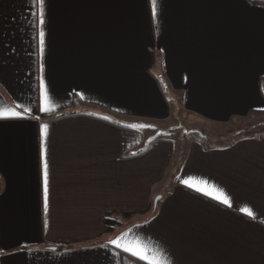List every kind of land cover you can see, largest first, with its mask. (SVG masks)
Instances as JSON below:
<instances>
[{"label":"crops","instance_id":"crops-1","mask_svg":"<svg viewBox=\"0 0 264 264\" xmlns=\"http://www.w3.org/2000/svg\"><path fill=\"white\" fill-rule=\"evenodd\" d=\"M44 8L41 54L35 0H0V112L19 114L0 119V264H143L108 243L124 232L163 264H264V134L208 147L153 126L264 112V5ZM59 113L72 115L45 120Z\"/></svg>","mask_w":264,"mask_h":264},{"label":"rangeland","instance_id":"rangeland-1","mask_svg":"<svg viewBox=\"0 0 264 264\" xmlns=\"http://www.w3.org/2000/svg\"><path fill=\"white\" fill-rule=\"evenodd\" d=\"M159 136L194 135L208 147L221 146L231 141L254 134H264V112L220 124H207L176 110L168 124H153Z\"/></svg>","mask_w":264,"mask_h":264},{"label":"snow or ice","instance_id":"snow-or-ice-1","mask_svg":"<svg viewBox=\"0 0 264 264\" xmlns=\"http://www.w3.org/2000/svg\"><path fill=\"white\" fill-rule=\"evenodd\" d=\"M35 3L39 6V24L41 25V31L39 33L40 37V52L43 54L44 52V44H45V32L42 29V26L45 24V0H35ZM152 4V16L153 19L156 18V0H151ZM41 99H42V107L41 111H49L50 108L45 106L47 102V92L45 90L43 81L41 82ZM19 114L13 112L11 110H5L4 112H0V119H7L10 117H17ZM42 137L44 135V128L41 129ZM41 160L43 163V185H44V207L45 211L48 209V171H47V163L44 162V151H43V143L41 145ZM206 183V182H205ZM188 187H192L191 184L185 182ZM197 192H200L206 196H211V198L218 203H221L227 207H232L230 200L223 193L218 195H213L212 191L205 190L204 188H196ZM246 213L249 218L254 219V214L248 209H242ZM112 247L117 250L128 254L129 256L143 262V264H163L158 255L147 246L142 245L138 239L129 238V233L124 232L121 235L117 236L115 239H111L108 242Z\"/></svg>","mask_w":264,"mask_h":264},{"label":"trees","instance_id":"trees-1","mask_svg":"<svg viewBox=\"0 0 264 264\" xmlns=\"http://www.w3.org/2000/svg\"><path fill=\"white\" fill-rule=\"evenodd\" d=\"M254 3H260L262 5H264V0H253ZM69 115H72V114H55V115H52V116H49L47 117L45 120L47 121H54V120H57V119H60V118H63V117H66V116H69ZM62 248H65V249H68V248H74V245H67V246H64Z\"/></svg>","mask_w":264,"mask_h":264}]
</instances>
